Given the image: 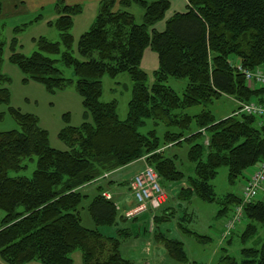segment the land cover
<instances>
[{
    "label": "trees",
    "instance_id": "1",
    "mask_svg": "<svg viewBox=\"0 0 264 264\" xmlns=\"http://www.w3.org/2000/svg\"><path fill=\"white\" fill-rule=\"evenodd\" d=\"M133 3L144 9L140 23L125 9ZM170 7V0H100L93 23L78 38L79 57H75L70 29L72 16L81 6L57 0L58 17L53 24L59 41L40 36L37 50L30 55L15 52L10 56L26 77L53 90L73 81L62 75L55 65L57 59L47 55L59 54L61 62L73 68L74 88L92 121L63 127L59 138L67 149L60 150L49 145L47 131L34 114L11 110L19 128L0 131V209L5 212L0 223V256L9 264L33 259L70 264L74 248L80 249L83 264H128L120 254V240L102 233L99 225L126 219L109 192L107 177L142 157L154 168L159 182H186L187 186L179 188L181 197L182 192L185 198L195 193L207 201L217 195L210 180L220 166L227 167V182L233 184L264 157V118L258 122L246 113L216 118L207 108L188 112L222 95L240 104L249 99L264 101V86L248 84L241 70L264 66V0H187L184 10L165 18ZM163 19L164 26L158 30L155 25ZM146 48L157 54L158 61L151 84L140 66ZM122 72L132 81L124 119L118 117L116 99L101 100L103 75L114 78ZM169 77L186 80L181 94L166 83ZM7 99V88L0 87V101ZM147 119L165 126L161 138L154 128L145 133L138 130ZM193 121L196 131H190ZM203 133L209 135L205 158L204 145L197 141ZM183 141L190 143L187 157L195 164L194 174L186 179L176 165V154L164 153L166 147ZM32 156L36 161L30 177L9 175L10 170L24 167L23 158ZM89 193L94 194L82 204ZM238 198L234 192L222 195L219 215ZM81 208L86 209L93 227L83 225ZM242 218L245 238L264 222V200L245 204ZM179 225L182 231L193 233ZM117 231L127 235L130 229ZM196 236L201 241L205 238ZM155 237L173 258L187 260L182 241L160 231ZM241 255V264H264V241L259 248H242Z\"/></svg>",
    "mask_w": 264,
    "mask_h": 264
},
{
    "label": "rangeland",
    "instance_id": "2",
    "mask_svg": "<svg viewBox=\"0 0 264 264\" xmlns=\"http://www.w3.org/2000/svg\"><path fill=\"white\" fill-rule=\"evenodd\" d=\"M56 1L0 0V43H2L0 87H5L8 91L7 101H0V131L19 128L12 114V109H17L23 113H32L38 118L39 125L47 131L49 145L53 148L64 150L67 149V146L59 138V131L68 125L79 126L84 121H92L91 116L83 106L82 97L74 88L76 75L73 68L64 65L60 60L59 54H47L51 58L57 59L55 65L61 70L62 75L73 80L64 87L50 90L42 82L26 77V74L18 64L10 59V56L15 52L30 55L34 50H37L36 39L40 36H44L51 41H59V31L53 24V21L58 17V12L55 9ZM64 1L67 4L79 3L81 6V11L72 16L73 24L70 29V33L73 36L72 53L75 57H79L76 49L78 38L93 23L98 12L100 0ZM116 1L118 2V0ZM186 1L171 0L169 11L173 9L184 10ZM117 7L119 6L117 5ZM125 9L134 15L135 22L140 23L142 21L144 9L139 5L133 3ZM169 11L165 15L166 18L172 14ZM36 17L39 18L36 19ZM164 21L165 19L160 23L163 26ZM15 27H19V30L15 31ZM153 55L156 54L153 52ZM144 69L148 74L147 83L151 84L154 79L153 67L151 64L148 66L144 65ZM185 82V79L169 77L166 83L181 94ZM248 84H254L255 87L260 85L254 80L248 81ZM102 87L101 100L110 101L116 99L118 117L124 119L127 114V103L132 87V81L128 73H119L114 78L103 75ZM246 102L258 103L259 101L249 99L243 103ZM239 106L240 103L238 105L236 99L232 96L222 95L211 103L194 105L188 108V112L195 114L200 112L201 109L207 108L212 111L216 118H222L231 113L235 114ZM259 119L262 121L259 117L258 122ZM152 128L156 130L160 138L163 136L165 126L162 123L154 125L151 119H147L144 125L139 126L138 130L141 133H145ZM190 131H196L194 121L191 124ZM185 133L187 135L189 131ZM208 136L203 133L197 139L198 142L204 145L203 158L207 154ZM189 146V142L183 141L181 145H173L164 149V153L167 156L176 154V165L185 173V179L187 176L194 174L195 164L187 157ZM35 161V156L23 158L22 164L24 167L19 170H10L9 175L30 177L35 168ZM145 161L144 157H142L132 162L130 170L137 168V171H141V166L149 165ZM120 169L121 167L107 177L110 180L107 187L110 186L109 192L111 195H116L120 192L126 194L127 186L125 188V185L128 184L131 191L130 179H132L133 174H130L132 177L127 175L123 179L124 174ZM249 169H245L243 175L239 176L233 184H229L227 182V167L220 166L217 169L216 176L210 180L217 193L213 201L204 200L195 193L185 198L187 194L182 192L181 197L179 195L180 181L161 179L160 184L163 185V189L167 194L164 202L167 205L165 204L164 207L157 209L150 207L142 209V214L137 217V209L134 202V206H132V203L127 204V201L124 204L121 200L119 202L115 200L116 204L119 205V214L126 219H120L114 225H99V229L102 233L116 236L120 240V254L129 260L128 264H230L227 257L234 259L237 262L236 264H241V249L244 247L259 248L264 241V222L257 225L254 234L243 238L245 222L242 218L243 212L239 206H242L240 204L244 201L241 192L242 186L246 181L244 175L247 174ZM126 180L128 181L126 182ZM171 183H176L177 187L171 186ZM184 183L187 186L186 182ZM226 192L236 193L239 201L231 204L226 213L219 215V210L223 204L221 196ZM105 193L108 195V192ZM93 194L89 193L88 197L83 199L82 204L86 205ZM245 204L247 203H244L243 207ZM143 211L147 213H143ZM4 214L5 212L0 209V223ZM81 217L83 225L94 226L86 209L81 208ZM156 217L158 219L155 221ZM236 217L235 221L237 222L231 228L227 227V222ZM179 223L193 233L189 234L182 231ZM123 227L130 229L129 234H120L117 231V229ZM157 231L162 232L167 238L182 241L187 260L178 261L173 258L167 252L165 246L156 239ZM195 234L205 237L204 240L201 241ZM69 255L71 258L70 264H83L79 248H74ZM0 264L9 263L0 256ZM24 264L43 263L38 259H33Z\"/></svg>",
    "mask_w": 264,
    "mask_h": 264
},
{
    "label": "built area",
    "instance_id": "3",
    "mask_svg": "<svg viewBox=\"0 0 264 264\" xmlns=\"http://www.w3.org/2000/svg\"><path fill=\"white\" fill-rule=\"evenodd\" d=\"M245 79L247 81L254 80L261 86H264V67L256 66L253 69H243ZM246 113L257 118H264V103H241L235 114ZM245 183L242 186L241 195L244 199L242 206H239L243 212V204L249 203L258 199L264 200V157L258 160L250 167L245 175ZM132 195L137 202V210L148 208L157 209L165 201L167 194L159 182V176L154 168L150 165H144L141 171L135 173L130 182ZM106 196L109 197V194ZM236 218L229 220L226 224L231 228L237 221Z\"/></svg>",
    "mask_w": 264,
    "mask_h": 264
},
{
    "label": "crops",
    "instance_id": "4",
    "mask_svg": "<svg viewBox=\"0 0 264 264\" xmlns=\"http://www.w3.org/2000/svg\"><path fill=\"white\" fill-rule=\"evenodd\" d=\"M171 1V0H170ZM185 3V2H184ZM129 7V6H128ZM173 11H178V10H175V9H173L172 11L170 10L169 12H173ZM165 18H166V16H165ZM164 20V19H163ZM162 21V20H161ZM161 21H159L156 25H155V27L158 29V30H161L162 28H163V24H160V23H162ZM153 50H151L150 48H146L145 50H144V53H143V57H142V60H141V64H140V66L144 69V65L145 66H148V65H152V67H153V70L154 69H156L157 68V64H158V61H157V54L156 55H153ZM146 56V57H145ZM145 70V69H144ZM234 98V97H233ZM236 99V98H235ZM236 101H237V104L239 105V101L236 99ZM223 118V117H222ZM170 147V146H169ZM132 167H130V164L129 165H127V166H125V167H123V168H121L120 170L123 172V179L128 175L129 177L132 175V174H134L135 172H137V168H135V169H133V170H130ZM141 168H142V166H141ZM140 168V169H141ZM128 169V170H127ZM130 170V171H129ZM118 171V170H117ZM131 174V175H130ZM128 180H126V182H127ZM181 182V184H180V187H182L185 183V181L184 180H182V181H180ZM173 185V187H177V184L176 183H171V186ZM126 186H127V193L125 194V193H123V192H120L119 194H116L115 195V200L116 201H120L121 200V202H123L124 204H125V201H127V204H130V203H132V206H134V204H133V202L135 201L134 200V198H133V196H132V194H131V191H130V189H129V184L128 185H125V188H126ZM163 186V185H162ZM179 187V188H180ZM128 199H130V200H128ZM135 203V202H134ZM166 203H164V205H165ZM164 205H163V207H164ZM167 205V204H166ZM117 206H119V205H117ZM137 207V206H136ZM133 208V207H132ZM143 213H147L146 211H143ZM142 214V212H141V210H137V214H136V216L138 217L139 215H141Z\"/></svg>",
    "mask_w": 264,
    "mask_h": 264
}]
</instances>
